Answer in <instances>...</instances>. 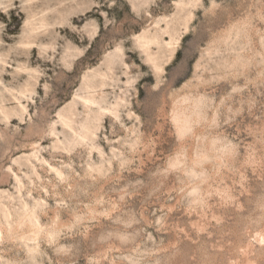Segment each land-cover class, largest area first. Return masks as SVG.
<instances>
[{"label":"rangeland","instance_id":"1","mask_svg":"<svg viewBox=\"0 0 264 264\" xmlns=\"http://www.w3.org/2000/svg\"><path fill=\"white\" fill-rule=\"evenodd\" d=\"M0 264H264V0H0Z\"/></svg>","mask_w":264,"mask_h":264}]
</instances>
